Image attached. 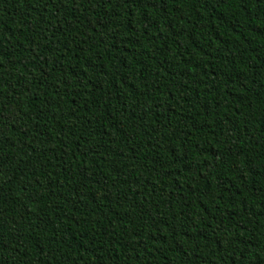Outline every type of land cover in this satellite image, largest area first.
I'll return each instance as SVG.
<instances>
[{
	"label": "trees",
	"instance_id": "trees-1",
	"mask_svg": "<svg viewBox=\"0 0 264 264\" xmlns=\"http://www.w3.org/2000/svg\"><path fill=\"white\" fill-rule=\"evenodd\" d=\"M0 264H264V0H0Z\"/></svg>",
	"mask_w": 264,
	"mask_h": 264
}]
</instances>
